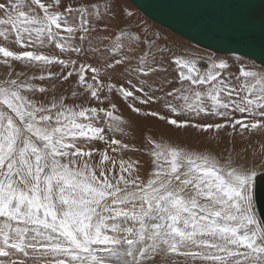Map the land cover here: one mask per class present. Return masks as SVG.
Returning <instances> with one entry per match:
<instances>
[{
    "label": "snow or ice",
    "instance_id": "snow-or-ice-1",
    "mask_svg": "<svg viewBox=\"0 0 264 264\" xmlns=\"http://www.w3.org/2000/svg\"><path fill=\"white\" fill-rule=\"evenodd\" d=\"M184 35L0 0V264H264V0Z\"/></svg>",
    "mask_w": 264,
    "mask_h": 264
},
{
    "label": "water",
    "instance_id": "water-1",
    "mask_svg": "<svg viewBox=\"0 0 264 264\" xmlns=\"http://www.w3.org/2000/svg\"><path fill=\"white\" fill-rule=\"evenodd\" d=\"M144 15L161 26L184 35L185 24L190 12L196 10L200 0H129ZM207 41L202 43L204 46ZM215 50V49H213Z\"/></svg>",
    "mask_w": 264,
    "mask_h": 264
},
{
    "label": "bare ground",
    "instance_id": "bare-ground-1",
    "mask_svg": "<svg viewBox=\"0 0 264 264\" xmlns=\"http://www.w3.org/2000/svg\"><path fill=\"white\" fill-rule=\"evenodd\" d=\"M127 4H128V6L132 9V10H134V11H136L137 12V14L141 17V18H143V19H146L150 24H154L155 26H157L158 28H160L162 31H167V32H169L170 34H174L176 37H180V38H183L181 35H179V34H177V33H175V32H173V31H171V30H169L168 28H165V27H163V26H161L159 23H157V22H155V21H153V20H151L150 18H148L146 15H144L134 4H132L129 0H127ZM183 39H185V38H183ZM186 40V39H185Z\"/></svg>",
    "mask_w": 264,
    "mask_h": 264
}]
</instances>
